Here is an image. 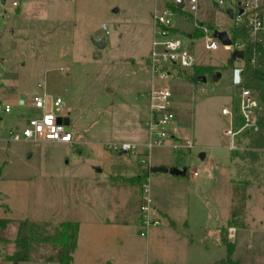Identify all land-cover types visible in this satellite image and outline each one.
Returning <instances> with one entry per match:
<instances>
[{
  "label": "rangeland",
  "instance_id": "obj_1",
  "mask_svg": "<svg viewBox=\"0 0 264 264\" xmlns=\"http://www.w3.org/2000/svg\"><path fill=\"white\" fill-rule=\"evenodd\" d=\"M158 2L163 6L164 0ZM152 5L153 0H45L22 14V1L19 11L9 8L6 19H0V98L13 107L10 115H1L0 218L11 221L6 242H0L3 264H14V239L25 228L22 223H50L52 231L64 222L78 225L71 264H215L226 258L223 237L233 245L232 260L264 264V151L256 162L246 158L244 152L251 149L248 129L235 140L234 150L222 142L227 128L222 109L232 113L233 132L244 126L235 87L243 63L230 60L232 46L216 41V50L204 48V37L210 39L215 31L230 38L234 22L213 8L212 0H198L195 15L173 24L196 66L205 68L206 83H194L192 70L160 83L152 80L147 65ZM195 21L200 36L193 30ZM201 27H211L212 33L204 35ZM101 40L104 47L98 49L95 43ZM161 84L169 87L178 134L191 138L190 150L145 148L148 110L139 95ZM38 85L62 98L71 145L7 141L6 129L33 114L30 102ZM23 96L24 104L17 105ZM134 132L140 142L137 152L148 154L152 163L173 164L190 175L198 172L193 179L199 200L185 214L186 225L172 226L163 215L154 217L158 226L140 225L143 180L135 175L136 165H146L137 152L126 159L108 150V145L131 144ZM159 177L155 173L147 178L151 201L174 212L172 207L182 200L181 187ZM96 181L106 184L103 192L90 186ZM236 184L244 188L243 227L230 237L227 229L232 227L225 220ZM216 226L225 228L219 245L215 234L207 235ZM196 237L201 243L208 240L206 245H197ZM50 254L51 247L43 246L30 260L16 264H56L40 259Z\"/></svg>",
  "mask_w": 264,
  "mask_h": 264
},
{
  "label": "built area",
  "instance_id": "obj_2",
  "mask_svg": "<svg viewBox=\"0 0 264 264\" xmlns=\"http://www.w3.org/2000/svg\"><path fill=\"white\" fill-rule=\"evenodd\" d=\"M20 2L22 0H0V19L4 17L6 19L7 9L18 8ZM211 6L225 12V14L226 11L230 10L232 12L231 19L234 22L233 27H244L249 36L261 45L264 52V0H212ZM197 8L198 0H164L163 6L152 11L150 47L147 56V65L152 80L160 83L177 80L180 73L196 67L193 54L184 47L177 34L179 30L173 22H182L191 15H195ZM193 27V30L199 29L196 21ZM102 29L107 31L106 27H102ZM200 30L204 31V35L208 32L212 33L203 27ZM187 38L192 39V34L187 33ZM204 39L205 50L212 51L218 48L216 42L218 40L213 36V33L210 39H206V36ZM231 46L234 51L243 52L245 43L241 41L233 43L231 41ZM1 82L0 73V85ZM139 96L146 100L148 110L147 118L143 123L147 134L145 148L153 150L169 145L172 149L190 150L193 147L191 138H181L178 134L175 115L170 106L171 92L169 87L165 84L153 85L149 91L142 92ZM238 96L239 115L244 122L241 129L233 132L232 113L225 108L221 110L222 117H230V122L223 132L224 139L222 140L224 146L230 151L235 149V140L240 137L244 129L251 131V134L257 131V128L253 125V117L260 109L259 101L253 98L247 90H240ZM24 100L17 105L22 106ZM30 105L34 111L33 114L25 119L22 125L14 123L12 127L6 129L7 141L13 143L45 141L72 144L71 133L67 131L64 124L59 122L60 119L65 117L62 116L64 102L60 96L51 94L38 85V91L33 93ZM12 111L13 107L0 98V135L4 130L1 115H10ZM108 150L116 154H132L137 152L138 146L130 143L112 144L108 145ZM140 157V163L148 166L147 154ZM192 175L197 177L198 172L194 171ZM147 178L143 180L141 186V203L138 207L139 223L144 228L159 225L158 219L153 216L154 208L149 196ZM228 231L229 236L232 237L234 229L230 228ZM143 235V233H140L141 237ZM0 264H3L1 249Z\"/></svg>",
  "mask_w": 264,
  "mask_h": 264
},
{
  "label": "trees",
  "instance_id": "obj_3",
  "mask_svg": "<svg viewBox=\"0 0 264 264\" xmlns=\"http://www.w3.org/2000/svg\"><path fill=\"white\" fill-rule=\"evenodd\" d=\"M206 29L212 30L211 27H207ZM229 34L233 43L236 41L245 43L243 58L241 59L243 64L240 70V78L235 87L238 92L240 90L249 91L251 96L260 103V109L253 117V125L257 128V131L248 136L251 149L244 152L247 159L251 162H256L259 152L264 151V52L261 49V45L249 36L248 31L244 27H233ZM195 35L200 36L202 32L197 29L195 30ZM230 60L233 59L230 58ZM192 71L194 74L191 78L197 84V78L205 74V68L196 66ZM119 154L128 155L127 153ZM151 170L144 169L138 177H135V180L140 181L149 177L152 174ZM234 189H236L234 190L236 197L234 196L235 199L231 201L227 224L237 229L243 227L242 217L245 196L243 192L244 188L241 185L236 184ZM1 197L0 195V199ZM10 223L9 219L0 218V242H6L5 231ZM23 225L25 226L27 236L21 238V234L19 233L14 239L15 251L11 257L14 264L19 261L30 260V255L47 245L51 247L53 254L46 257L41 256L40 259L45 258L46 263L71 264L72 253L75 250L77 223H60L52 231L50 230V223L42 224L39 227L33 224L28 227L22 223L21 226ZM222 244L225 246L226 258L218 264H239L237 261L231 259L233 245L224 237L222 238Z\"/></svg>",
  "mask_w": 264,
  "mask_h": 264
},
{
  "label": "crops",
  "instance_id": "obj_4",
  "mask_svg": "<svg viewBox=\"0 0 264 264\" xmlns=\"http://www.w3.org/2000/svg\"><path fill=\"white\" fill-rule=\"evenodd\" d=\"M24 3H26V7L25 9L22 11V14L27 12L28 9L30 8H35V7H38L40 5H43L45 3V0H22ZM160 1V0H159ZM51 4V3H50ZM160 7V4L158 2V0H153V5H152V10L150 11L149 13V23H148V27H149V30H150V37H151V24H150V18H151V13L152 11L155 9V8H159ZM18 11H19V7L17 8ZM21 14V15H22ZM21 102L18 101L17 104H20ZM225 117H223L224 119ZM139 141L137 140V133L134 132L133 133V138H132V141H131V144H134V145H137L139 146ZM138 155H145L143 152H137ZM124 158H130L129 154L128 155H123ZM141 158V157H140ZM204 159V158H203ZM147 160H148V166H146V168H143L141 167L139 164L136 165L138 168H137V171L138 173H142V170L144 169H153V168H156V167H163V168H166V169H171V168H175V169H178L176 166H174L173 164H165V163H162V164H154L152 163L151 161H149V155L147 154ZM140 170V171H139ZM137 173V175H135V177H138L139 174ZM159 178L161 182L163 183H168V184H174V185H178L181 187L180 189V199H182L181 201H178L176 202V206L172 207V209H174V212L173 210L172 211H169V210H165L163 207L160 208L155 202L154 200L152 205H153V216L154 217H157V216H165L169 223L172 225V226H182V225H186V217H185V214H188L189 212V209H190V206L193 207L195 209V207L197 206L198 204V200H199V192L198 190L199 189H195L197 188L198 186V182L197 180L193 179V175L187 173L184 177H181V176H173V175H170L168 173H159ZM187 176V177H186ZM187 178V181H184V178ZM195 178V177H194ZM192 184L193 188L190 186V184ZM105 183L104 182H100V181H96L94 183H92L90 186H92V189H96L100 192H103V190L105 189ZM111 185V184H110ZM110 189H116V187H112L110 186L109 187ZM175 213V214H174ZM176 213H179V214H176ZM192 214H194L192 212ZM228 216H229V213L227 211V215H226V224L228 222ZM208 219H210L211 217L208 215L207 216ZM228 226V224H227ZM221 229H225L224 227L222 226H216L215 230L212 231V232H209L207 231V235L210 236L211 233L213 236V234L216 235V238H217V243L218 245L221 243V236H220V231ZM230 228H228L227 230H229ZM234 229V232H233V237L237 235V229L236 228H233ZM206 233H205V236H207ZM197 240H193L195 243H197V245H206V242L208 240H204L202 243H201V238L198 240V237H196ZM196 241H199V242H196ZM222 247V246H221ZM223 248V247H222ZM221 260H224V259H218L216 260L215 264H218Z\"/></svg>",
  "mask_w": 264,
  "mask_h": 264
},
{
  "label": "water",
  "instance_id": "obj_5",
  "mask_svg": "<svg viewBox=\"0 0 264 264\" xmlns=\"http://www.w3.org/2000/svg\"><path fill=\"white\" fill-rule=\"evenodd\" d=\"M226 15H228V17L232 18V12L230 10L226 11ZM213 36L224 46H231V40L230 38L228 37L227 33L222 31V32H214L213 33ZM190 37V36H188ZM95 46L98 48V49H102L104 47V41L101 40L99 42H96L95 43ZM231 58L233 60L235 59H238V60H241L243 58V52L242 51H233L232 55H231ZM220 75L217 74L216 75V78H219ZM206 83V77L203 75V76H200L197 78V84L199 85H203ZM25 99V96H23L21 98V101L22 102L23 100ZM224 122L226 124H229L230 122V117H225L224 119ZM59 122H61L62 124H64L65 126H68L69 125V118L68 117H64L62 119L59 120ZM204 158V155L201 154L199 156V159L200 160H203ZM151 173L152 174H155V173H168L170 175H173V176H181V177H184L186 175V169L183 168L181 170L179 169H175V168H171V169H166V168H163V167H156L154 169L151 170ZM3 197H1L2 199ZM25 236V228H22L21 230V238H24Z\"/></svg>",
  "mask_w": 264,
  "mask_h": 264
}]
</instances>
